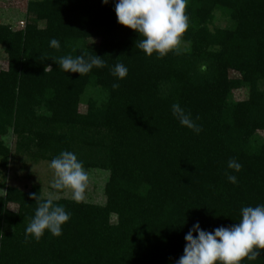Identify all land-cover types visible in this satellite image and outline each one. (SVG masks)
Masks as SVG:
<instances>
[{
  "label": "trees",
  "instance_id": "trees-1",
  "mask_svg": "<svg viewBox=\"0 0 264 264\" xmlns=\"http://www.w3.org/2000/svg\"><path fill=\"white\" fill-rule=\"evenodd\" d=\"M114 3L28 0L22 28L0 25V165L13 151L37 163L67 150L86 171L109 172L103 204L53 199L70 219L39 240L25 228L30 194L48 199L42 185L0 182V264H174L194 223L211 232L264 204V0H187L180 54L162 58L135 46L143 37L117 22ZM218 11L228 27L213 26ZM84 53L105 66L80 76L54 61ZM116 63L124 79L110 74ZM174 103L199 134L172 116ZM242 264H264V249Z\"/></svg>",
  "mask_w": 264,
  "mask_h": 264
},
{
  "label": "clouds",
  "instance_id": "clouds-1",
  "mask_svg": "<svg viewBox=\"0 0 264 264\" xmlns=\"http://www.w3.org/2000/svg\"><path fill=\"white\" fill-rule=\"evenodd\" d=\"M102 3L108 4L109 0H102ZM186 5L187 0H115L114 11L119 24L143 37L135 44L138 49L145 55L151 56L155 52L157 58H162L170 51L180 54L181 38L189 27ZM49 46L59 49L60 43L53 38ZM54 61L63 71L79 73L80 76L89 73L93 67L105 66L101 56L88 53L76 57L61 56ZM110 74L117 80L124 79L128 68L123 63H116L110 68ZM112 88L118 89L119 83H113ZM171 113L181 126L196 134L202 130L192 119L191 113L186 112L179 103L171 105ZM227 167L239 172L242 165L230 158ZM49 168L53 171L50 187L54 190L70 189L72 199L81 202L89 177L77 155L71 151H61L50 161ZM225 174L229 182L237 183L235 175ZM30 195L37 202V207L25 228V240L29 237L39 240L45 230L53 236H60L62 225L70 219V213L62 205L54 203L53 198L44 200L39 195ZM184 239L183 255L174 264H242L245 258L254 261L259 256V250L264 249V204L241 207L238 223L219 226L211 232L203 230L197 221Z\"/></svg>",
  "mask_w": 264,
  "mask_h": 264
},
{
  "label": "rangeland",
  "instance_id": "rangeland-1",
  "mask_svg": "<svg viewBox=\"0 0 264 264\" xmlns=\"http://www.w3.org/2000/svg\"><path fill=\"white\" fill-rule=\"evenodd\" d=\"M27 2L28 0H0V25H7L16 29L21 28V22H26L29 18L27 14ZM216 15L214 27H228L231 24V21L219 11L216 12ZM6 65L7 55L0 46V69L6 67ZM236 95L237 98L241 97L242 92L238 91ZM261 135L264 136V133H261ZM4 139L10 147H14L16 138L12 133L6 135ZM49 163V161L36 163L27 156L13 151L9 164L5 167L0 165V182L20 188H26L31 183H40L44 196L53 199L61 197L72 199L70 189H63L60 192L50 187V183L53 180V171L49 168ZM87 173L89 179L83 194V200L100 204L105 203L104 187L109 177V172L94 168L88 170ZM3 192V189H0V194H3Z\"/></svg>",
  "mask_w": 264,
  "mask_h": 264
},
{
  "label": "built area",
  "instance_id": "built-area-1",
  "mask_svg": "<svg viewBox=\"0 0 264 264\" xmlns=\"http://www.w3.org/2000/svg\"><path fill=\"white\" fill-rule=\"evenodd\" d=\"M25 22H21V28L24 26Z\"/></svg>",
  "mask_w": 264,
  "mask_h": 264
}]
</instances>
